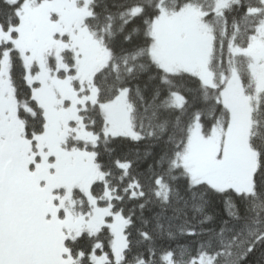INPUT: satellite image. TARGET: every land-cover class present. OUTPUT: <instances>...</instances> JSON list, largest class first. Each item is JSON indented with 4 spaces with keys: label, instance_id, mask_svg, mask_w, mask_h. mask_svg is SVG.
<instances>
[{
    "label": "trees",
    "instance_id": "1",
    "mask_svg": "<svg viewBox=\"0 0 264 264\" xmlns=\"http://www.w3.org/2000/svg\"><path fill=\"white\" fill-rule=\"evenodd\" d=\"M219 2L224 4L217 8ZM247 2L254 0H240V3L236 0L91 1L90 15L84 19V25L110 53L107 65L93 75L96 103L80 112L84 127L96 139L90 142L70 137L65 146L94 152V162L103 179L91 184L90 192L98 207L120 213L124 218L125 247L120 262L116 263L109 227L103 225L95 233L83 232L63 240L58 226L54 225L59 247L66 248L71 264H92L90 254L105 256L104 264H168L169 259L172 264H190L193 256L199 257L195 264H220L225 256L231 264H264V235H261L264 198L237 197L231 191L220 193L204 183L192 184L178 163L196 121L204 135L215 128H227L229 112L219 99L225 73L228 76L235 70L245 95H254L248 58L240 54L233 58L227 46L232 39V19L239 18ZM186 5L200 9L202 21L211 33L208 66L214 78L213 87L203 85L193 73H166L151 55L155 45L151 33L154 18L161 10L175 12ZM209 8L214 11L204 15ZM0 9H4L0 11L3 31L19 24L12 6L0 4ZM249 21L256 23L257 17L252 15ZM12 35L15 37L16 33ZM214 36L217 44L220 40L225 42L223 51L218 46L213 50ZM235 40L247 43L248 38L241 32ZM5 51L9 55V84L17 117L27 136L42 133L44 117L31 91L36 84L26 82L22 58L11 42L0 43V58ZM65 60L72 66L70 60ZM130 66L132 72L128 71ZM50 67L55 69L52 62ZM162 75L167 79L161 80ZM124 88L128 89L132 128L136 133H143L140 139L103 134L100 105L112 101ZM173 90L182 97L179 107L168 105L175 98ZM251 104L249 145L256 152L258 168L264 165V91L258 92ZM225 195L235 202L232 211L236 215L228 214ZM73 197L84 201L82 205L75 204V212L90 211L80 191H74ZM53 213L56 214L55 210ZM206 216L210 218L205 219ZM189 229L194 231L190 233Z\"/></svg>",
    "mask_w": 264,
    "mask_h": 264
},
{
    "label": "rangeland",
    "instance_id": "2",
    "mask_svg": "<svg viewBox=\"0 0 264 264\" xmlns=\"http://www.w3.org/2000/svg\"><path fill=\"white\" fill-rule=\"evenodd\" d=\"M91 1L20 0L19 24L8 31L0 27V43H12L22 58L26 82L36 84L31 89L32 99L44 117L42 133L27 136L17 117L9 84V55L5 51L0 58L2 264H71L66 248L53 242L57 226L63 240L107 226L113 233L114 261L118 263L122 258L125 220L120 213L98 207L90 192L91 184L103 179L94 162V152L65 146L70 137L90 142L96 139L84 127L80 112L96 103L93 75L107 65L110 53L84 25ZM223 4L219 2L217 8ZM202 17L203 13L193 5L175 12L161 10L152 22L155 45L151 55L166 73H193L203 85L213 87L208 66L212 37ZM249 47V52L238 54L248 58L254 95H245L236 71H230L219 91V99L229 112L227 128H215L204 135L196 121L179 155L178 163L192 184L204 183L215 190L233 185L245 187L257 168L249 132L251 101L264 91V36H254ZM175 99L181 104L180 95L176 94ZM100 110L105 136L132 138L135 131L127 91L120 90L112 101L101 104ZM76 190L86 198L89 212L74 211L75 204H84L82 198L74 199ZM105 194L110 198L108 191ZM49 203L56 214H50ZM22 259L26 263H21ZM89 260L104 264L106 257L90 254ZM168 264H172L170 259Z\"/></svg>",
    "mask_w": 264,
    "mask_h": 264
},
{
    "label": "snow or ice",
    "instance_id": "3",
    "mask_svg": "<svg viewBox=\"0 0 264 264\" xmlns=\"http://www.w3.org/2000/svg\"><path fill=\"white\" fill-rule=\"evenodd\" d=\"M20 0H0V4L2 5H10L12 6L13 11L18 12V4ZM237 3H240V0H236ZM4 9H0V11H3ZM214 10L209 8L208 11L204 13V15H208L210 12H213ZM123 15V13H121ZM255 15L257 17L256 23H251L249 21V17ZM227 18L225 17V21ZM232 26H233V32H232V39L228 41V50L231 52L232 57L234 58L238 53H247L250 51L249 44L251 43V40L254 36L260 35L264 36V0H254V2H247L240 10V16L239 18L233 17L232 19ZM243 32L247 38L248 42L245 43L244 41L237 42L235 40V37ZM219 47L221 51H223L225 47V42L223 40H220L218 44L215 41V36L213 37V50H215L216 47ZM135 55V54H134ZM132 67L130 66L128 68L129 72H132ZM227 73L224 74V78H226ZM222 78V82L223 79ZM167 76L162 75L161 80H166ZM127 88L122 89V91H127ZM159 94V93H158ZM172 96H176L175 90L172 91ZM165 100L168 99L167 96L164 97ZM163 103V101H162ZM168 105H176L177 107L180 106V102L177 101L175 98L168 101ZM149 135H151V131H149ZM143 137V133H133L132 138L133 139H140ZM216 191L220 193H227L231 191L234 193L237 197L241 196H248V197H261L264 198V165L259 166L255 170H253L252 174L248 178V182L245 187H241L239 185H233V186H225L217 188ZM195 195V193H193ZM236 207L235 202L231 200L227 195H225V208L228 210L229 215H236L237 213L232 211ZM210 217L206 216L205 219H208ZM190 233L194 231V229L188 230ZM261 235H264V233H261ZM235 239V237H233ZM259 239V237H257ZM253 245H249V251H251ZM221 252H223V249H220ZM246 254V253H245ZM228 255H231V251L229 250ZM199 259L198 256H193L191 258L190 264H195V261ZM212 259H216V253L213 254ZM2 264V262H0ZM220 264H231V261L228 260L227 256L220 261Z\"/></svg>",
    "mask_w": 264,
    "mask_h": 264
},
{
    "label": "flooded vegetation",
    "instance_id": "4",
    "mask_svg": "<svg viewBox=\"0 0 264 264\" xmlns=\"http://www.w3.org/2000/svg\"><path fill=\"white\" fill-rule=\"evenodd\" d=\"M51 208H52V205H51ZM53 211H54V209L52 208L51 210H50V214H51V212H52V214H53ZM4 212H2V211H0V214H3ZM48 216H49V214H48ZM57 233V232H56ZM54 234V236H53V242L55 243V245L57 246V247H59V242H58V235L57 234ZM35 238V237H34ZM21 263H26V260L24 261L23 259H22V261H21Z\"/></svg>",
    "mask_w": 264,
    "mask_h": 264
}]
</instances>
